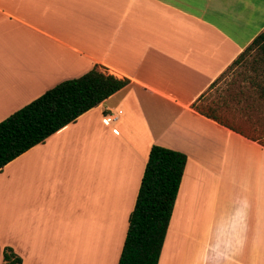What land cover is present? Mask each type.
I'll list each match as a JSON object with an SVG mask.
<instances>
[{
  "label": "crops",
  "instance_id": "obj_1",
  "mask_svg": "<svg viewBox=\"0 0 264 264\" xmlns=\"http://www.w3.org/2000/svg\"><path fill=\"white\" fill-rule=\"evenodd\" d=\"M262 33L263 0H0V122L127 80L0 169V264H117L153 145L185 156L156 264H264V148L191 107Z\"/></svg>",
  "mask_w": 264,
  "mask_h": 264
},
{
  "label": "trees",
  "instance_id": "obj_2",
  "mask_svg": "<svg viewBox=\"0 0 264 264\" xmlns=\"http://www.w3.org/2000/svg\"><path fill=\"white\" fill-rule=\"evenodd\" d=\"M253 46L264 54L263 33L255 37L232 64ZM126 84L125 79L118 80L92 68L78 78L58 83L10 114L0 122V169ZM256 87L253 104L264 107V77ZM196 102L191 107L197 114L264 148L258 138L245 135L221 119L215 108H197ZM184 164L182 153L155 145L150 147L117 264L157 263ZM2 261L3 264H20V259L8 248L2 250Z\"/></svg>",
  "mask_w": 264,
  "mask_h": 264
},
{
  "label": "rangeland",
  "instance_id": "obj_3",
  "mask_svg": "<svg viewBox=\"0 0 264 264\" xmlns=\"http://www.w3.org/2000/svg\"><path fill=\"white\" fill-rule=\"evenodd\" d=\"M263 77L264 54L253 46L220 74L195 105L215 108L221 119L264 144V107L253 104Z\"/></svg>",
  "mask_w": 264,
  "mask_h": 264
},
{
  "label": "built area",
  "instance_id": "obj_4",
  "mask_svg": "<svg viewBox=\"0 0 264 264\" xmlns=\"http://www.w3.org/2000/svg\"><path fill=\"white\" fill-rule=\"evenodd\" d=\"M114 119H115L114 117H110L109 121L114 120Z\"/></svg>",
  "mask_w": 264,
  "mask_h": 264
}]
</instances>
